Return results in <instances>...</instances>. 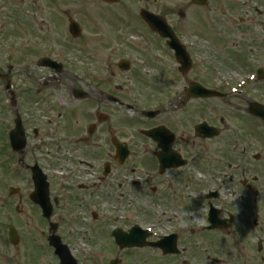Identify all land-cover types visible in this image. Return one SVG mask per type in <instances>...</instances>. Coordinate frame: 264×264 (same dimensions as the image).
Listing matches in <instances>:
<instances>
[{
    "label": "rangeland",
    "instance_id": "1",
    "mask_svg": "<svg viewBox=\"0 0 264 264\" xmlns=\"http://www.w3.org/2000/svg\"><path fill=\"white\" fill-rule=\"evenodd\" d=\"M87 1H89V0H87ZM24 2L26 4L25 0H0V5L2 7H4L3 6L4 4H8L9 5L8 9L11 12H13L14 10H20V11H22L24 13L26 11V9H27L26 5L24 6ZM140 2H142V5H144L145 2L148 3L150 5L149 8L151 10L155 11L156 13H160L163 16H165L168 19V21L170 22V24L173 25V26H176L180 31H188V29L185 27V24H184L183 20L180 19V18L178 19V17L176 16L177 13H178V10H180L182 8V6H183L182 5L183 0H130L128 3H125L124 5L110 7V10L115 11L117 13H121L124 10V8L126 7L127 16L128 17L131 16L133 18V15H135V8L134 7H135L136 4H138ZM41 5H37L36 7L41 6ZM58 5L61 7L62 5H64V1L63 0H58ZM36 7H33V9H35ZM62 8L63 9H69L70 8L72 10V14L74 16L77 15V14H81V13H82V15L85 16V17L78 18V19L84 21L86 31L84 32V34L82 36L83 43H81L82 40L81 41H77L78 42L77 44H74L75 42L73 43L72 47H74V48L76 47L77 48V51H76L77 53L74 52V55L85 56V62L89 63V64L92 62V60L89 59V56L86 55V53L94 54V52L95 53L97 52L98 53L97 57L99 56L101 58V54H102V51H103L102 50V44H103L102 34H103V30L100 27V25L98 24V22H95L94 19L92 20L90 15L89 16L85 15L86 14L85 12L81 11L78 7H75L73 4L69 5V6H63ZM96 8H97V6L93 5L91 7H88V10H93V9H96ZM56 15H57V17H59L58 14H56ZM21 18H22V14L21 13H17L16 17H15V14L13 13L12 16L10 17V19H7L6 30L8 31V34L5 35V32H4V36H5V38H9V39H6L5 42H1L0 41V51L2 50L1 47L5 46L8 42L11 41L12 43L19 44V39H17V38L22 37L23 40L27 41V39L25 37H27L28 35H31V34H28V29L26 27H22V26L19 27L17 25V23L21 20ZM39 18H40V16H39ZM120 23L122 25L124 24L122 20H121ZM122 25H120V29H122ZM126 25H128V24H126ZM15 29H18V30L16 31ZM131 30H134L136 33L139 32V36H140V34H144V35L149 37V42L147 44L148 46L144 47L143 51L140 50V49L139 50H131V49L128 48L127 45H125V47L121 48V50L120 49L117 50V47L115 45H113V42H111L110 43V47H109V51H108L109 56H105L104 51H103V55H104L105 61L109 62V64L116 62L118 60V58L124 56L125 54H130L135 59H147L149 61V65L147 66V70L148 71H143L140 67L136 66V64L133 67L134 68V73H138L140 75L138 81L141 79L142 82L146 83V84L137 86L136 82L132 83V79L129 78V75H125V82H126L125 84L127 85V88L130 91V93L128 92L129 93L128 97L130 98L129 100L135 101L136 103L141 105L142 108H149L151 103L155 101V99L152 102L150 101V97L153 94V93H151L153 88L151 89V87H150L151 83H149L150 81L153 82L154 78H159V79L163 78V79H165L166 82H164V84H163L164 86H168L169 84H172V88L170 87L171 89L169 90V91H172V92H174L176 90L174 86H177L179 89H181L182 86L185 85V83H183L182 81H178L177 80V73L174 70V68H171L169 65H167V67H164L166 69V71H165L162 67L159 68V66L161 64H158V63H156L154 61L153 57L155 55L162 56L161 54L158 53V51H164V50L162 49L161 46H159V42L148 34V30L143 24H140L138 22H134L133 23V28ZM0 36H2L1 30H0ZM90 37H92V41L100 42V43L96 44L95 46H92L91 44H89V46H86L84 44L85 40L89 39ZM34 40H35V38L33 39V43H34ZM111 41H119V40L117 38V39H111ZM29 43H31V42L29 41ZM79 47H82L84 49L88 47V52L86 50L85 52L81 53L79 51L80 50ZM19 49H20V47L18 45L16 47V49H14V52L12 50L11 54L14 55ZM47 50L52 52V55H55V54L58 53L57 49L50 50V49L47 48ZM15 57H17V56L15 55ZM17 58H19V59H17V62H20V61H22L24 59H29V58H32V57H26L25 55H23V56L17 57ZM135 63H137V62L135 61ZM98 64H99V66H101V62L100 61L98 62ZM154 64H158V66L156 67V65H154ZM204 68H206V66H204ZM149 71L151 72V74H148ZM209 71L210 72L208 74H210V77L212 78L211 80H214L216 75L215 76L213 75V68H211V66H210V70ZM204 72H205L204 70H197L195 73H199V78L204 80V78L202 76V74ZM218 72L221 73L222 71L218 70ZM25 76H26V74H24L23 77H21L22 78L21 80L25 81L27 84H30L31 88H36V82H37L39 76L34 74L33 77L31 76V80L27 79ZM192 76H194V74ZM65 80H67V79L65 78ZM65 84H66L65 81L62 80L61 85L59 87L51 88L50 84L45 83L44 91L40 95V97H41L40 100L44 99L45 101H42V102H46L47 100H49V98H47V95H49V94L56 95V94H61V93L63 95V98H65V96H66ZM153 84H154V82H153ZM159 86H161V85H159ZM159 86L155 87V88H157L158 91L154 92L155 96H157V97H160L161 93H163L162 91H160L161 87H159ZM58 88H60V90H58ZM166 88H169V87H166ZM1 102H4V101H1ZM209 102H211V104L213 105L212 112L203 113L202 114V118H199V119H196V120L205 119L207 121H211V122L213 121L212 115L215 118V115L218 114V112L215 109V106L219 102L218 101H209ZM39 103L35 102L33 97H31V96L27 98V107L28 108L31 107L33 109L34 113H37V111H40V117H42L45 113L48 112V108H46V104L43 106V103H41V104H39ZM232 103H234V102L232 101L231 104ZM151 106H153V105H151ZM47 107H48V104H47ZM127 116H129V115L127 114ZM147 126L150 127V125H147ZM74 133H76V132H74ZM65 135H72V133L71 132H65L64 130L60 129V137L65 136ZM188 137H191V140L194 138L192 134L190 136H188ZM144 141L145 140H141V142H144ZM146 142H148V141L146 140ZM87 150L88 149H86L84 151H79V152H81L83 155H85V153H87ZM140 151L144 152L143 149L140 150ZM153 151H154L153 148L152 149H148L145 152V154H143V157L146 156V155H149ZM186 151H187V153L190 156H192V155L196 156L198 154L199 155V160L201 159V161H203L204 163L207 162L209 164V168L207 169V175H211V174L215 175V174H217V175L222 176L225 173V171H227V172L229 171L228 170V164L229 163H234L235 166H238L237 165L238 158H243L244 157L241 154V152H238V158H237L235 156V150H234L232 152V154L230 155V157L225 158L222 155V153L220 152V149H218L216 147L215 142L205 143L203 145L196 144L195 146H193L190 143V146L187 148ZM258 152H259V150L254 149L253 151L249 152V155L246 156V157L252 158L253 155L258 153ZM218 158H220V162L216 161V159H218ZM130 166H134L135 167V164L130 163ZM214 166H217V167H214ZM135 168H137V170H140L141 163L139 162V167L137 166ZM147 170H150V166H148ZM219 172L221 174H219ZM257 173L260 174V170L258 168H257ZM141 174H143V173H140V171L137 172L138 176L141 175ZM191 178L192 179L190 180V184L195 187V188L191 189V190H193V194L194 195H202V193H200L199 190H198V189L201 190L202 186L199 188V184H198L199 180L197 179V175H194ZM212 179L215 180V178H213V177H212ZM196 187H198V189ZM237 189L241 190L240 188H237ZM230 199H231V203L232 204H236L237 203V205L235 207H231V210L235 213L236 217L238 218V220H239L238 224H239L240 227H242L244 225L245 221H247L249 223L254 218H260L262 216H263V224H264V209L257 216V215L254 214V212L245 210L243 208V205L240 203L238 197H235V198H231L230 197ZM186 203H188L189 206L193 210L196 209V208L197 209L200 208V205H201L198 201H196V200L194 201L193 199L186 200ZM204 212H205V209H203L201 211V214L204 213ZM206 212H207V209H206ZM252 213L254 215L250 218L249 216ZM180 217H183V220L185 221L184 222L185 224L188 223L187 219H189V217L186 214V211L183 214H181ZM247 217H249V218H247ZM199 218L200 217H195L194 220H198ZM262 229H263L262 231H261V229H257L256 232L258 234H260L259 236H262L264 238V225L262 226ZM254 234L255 233L252 232V237L251 238L253 239V241L255 239L254 238ZM207 236L210 237L209 235H207ZM187 238H191V237H187ZM221 238H223V237H221ZM246 238L247 237H243L242 239H246ZM191 239H195V238H191ZM224 239H225V243H223V244H225V245H223L222 248L224 249L225 246L226 247L231 246L232 250H233V254H238V255L245 254L246 256H249L251 254H255V252H253L252 249H249V248H247L246 251L241 252L240 243H238V242H236L234 240V239L239 240L238 239V235L237 236L234 235L233 237L231 235H228V236L224 237ZM235 246L237 248V252L234 251ZM205 248L207 249V245L205 246Z\"/></svg>",
    "mask_w": 264,
    "mask_h": 264
},
{
    "label": "flooded vegetation",
    "instance_id": "2",
    "mask_svg": "<svg viewBox=\"0 0 264 264\" xmlns=\"http://www.w3.org/2000/svg\"><path fill=\"white\" fill-rule=\"evenodd\" d=\"M259 29H261V31L264 30V21H256L254 18H252L251 22L249 23V27H248V31L250 34V38H249L250 43L254 44V41L256 40V43L259 45V48L264 49V40L261 39L260 36H255V34L259 35ZM241 36H242L241 40L243 44L252 52V47L248 46L249 41L245 33L241 32Z\"/></svg>",
    "mask_w": 264,
    "mask_h": 264
},
{
    "label": "water",
    "instance_id": "3",
    "mask_svg": "<svg viewBox=\"0 0 264 264\" xmlns=\"http://www.w3.org/2000/svg\"><path fill=\"white\" fill-rule=\"evenodd\" d=\"M165 30V29H164Z\"/></svg>",
    "mask_w": 264,
    "mask_h": 264
}]
</instances>
